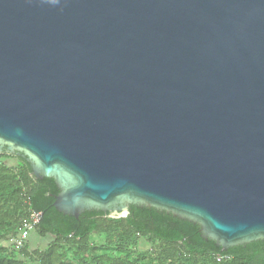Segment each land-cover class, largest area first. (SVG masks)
Returning <instances> with one entry per match:
<instances>
[{
	"label": "water",
	"instance_id": "water-1",
	"mask_svg": "<svg viewBox=\"0 0 264 264\" xmlns=\"http://www.w3.org/2000/svg\"><path fill=\"white\" fill-rule=\"evenodd\" d=\"M2 154L67 215L264 240V0H0Z\"/></svg>",
	"mask_w": 264,
	"mask_h": 264
},
{
	"label": "trees",
	"instance_id": "trees-1",
	"mask_svg": "<svg viewBox=\"0 0 264 264\" xmlns=\"http://www.w3.org/2000/svg\"><path fill=\"white\" fill-rule=\"evenodd\" d=\"M59 193L54 179L33 175L26 158L0 155V264H264V240L223 249L205 239L199 225L136 205L127 216L91 210L75 217L56 209ZM31 212L41 214L37 235H53V241L34 251L29 238L19 250L4 245L19 235ZM94 234L102 242L93 243ZM142 242L151 248L141 249Z\"/></svg>",
	"mask_w": 264,
	"mask_h": 264
},
{
	"label": "built area",
	"instance_id": "built-area-1",
	"mask_svg": "<svg viewBox=\"0 0 264 264\" xmlns=\"http://www.w3.org/2000/svg\"><path fill=\"white\" fill-rule=\"evenodd\" d=\"M41 220V214L37 212H31L29 218L23 221L22 231L18 236L13 237L9 241L4 242L6 246H13L15 249H22L26 245L28 238L31 235V232L34 231L36 225Z\"/></svg>",
	"mask_w": 264,
	"mask_h": 264
},
{
	"label": "rangeland",
	"instance_id": "rangeland-1",
	"mask_svg": "<svg viewBox=\"0 0 264 264\" xmlns=\"http://www.w3.org/2000/svg\"><path fill=\"white\" fill-rule=\"evenodd\" d=\"M7 162H9L10 164H15V160L13 159H8L6 160ZM54 239V236L53 235H49L45 238L37 235V233L35 231H32L31 232V235L29 237V248L31 251H34V250H43L44 248H46ZM92 241L93 243H100L102 242V238L99 237L97 234H94L92 236ZM140 248L141 249H150L151 248V245L149 243H146V242H142L141 245H140ZM29 264H37V262L35 261H30Z\"/></svg>",
	"mask_w": 264,
	"mask_h": 264
}]
</instances>
